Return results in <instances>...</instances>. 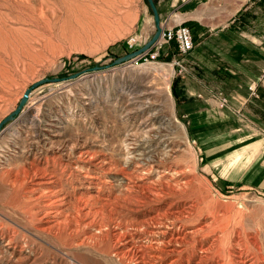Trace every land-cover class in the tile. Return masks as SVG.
I'll use <instances>...</instances> for the list:
<instances>
[{
    "label": "rangeland",
    "instance_id": "1",
    "mask_svg": "<svg viewBox=\"0 0 264 264\" xmlns=\"http://www.w3.org/2000/svg\"><path fill=\"white\" fill-rule=\"evenodd\" d=\"M244 2L187 22L179 74L174 42L113 63L154 35L148 0H0V264H224L221 243L264 264V0Z\"/></svg>",
    "mask_w": 264,
    "mask_h": 264
},
{
    "label": "crops",
    "instance_id": "2",
    "mask_svg": "<svg viewBox=\"0 0 264 264\" xmlns=\"http://www.w3.org/2000/svg\"><path fill=\"white\" fill-rule=\"evenodd\" d=\"M207 2L208 0H159V9L161 12L159 16L161 15L162 19L164 18L165 22H173L175 25L184 22H186L184 23L186 25L187 22L190 23V21L193 20L200 21L203 19V16L205 14V5L207 4ZM218 3L219 7L221 8L217 10L215 9V11L219 14H222V16L220 15L219 17H226V20H228L229 17L235 14L239 9H242V7L246 4L244 0H218ZM221 24V22L213 24L212 29H219L221 26H224ZM245 61H252V56H247ZM250 67L251 66L248 65L247 68H244L246 77H251L256 72H259L260 66L257 68Z\"/></svg>",
    "mask_w": 264,
    "mask_h": 264
},
{
    "label": "built area",
    "instance_id": "3",
    "mask_svg": "<svg viewBox=\"0 0 264 264\" xmlns=\"http://www.w3.org/2000/svg\"><path fill=\"white\" fill-rule=\"evenodd\" d=\"M171 42H174L176 44L178 50L179 57H177L178 59L174 61L179 66L178 73L183 74V72L186 71V67L183 64L182 57L188 55L194 47L192 34L189 28L183 23H179L175 26H168L166 22L162 24L160 38L153 44V46L148 51L144 52L139 57L149 54V57L151 59H155L159 55V51L162 46L165 44H170ZM263 78L264 69L261 71L257 79L258 81H260ZM258 81H252L251 83H249L248 90L250 91V93H255ZM214 97L217 98L220 107L226 105L227 99L223 97L220 93L215 94Z\"/></svg>",
    "mask_w": 264,
    "mask_h": 264
},
{
    "label": "bare ground",
    "instance_id": "4",
    "mask_svg": "<svg viewBox=\"0 0 264 264\" xmlns=\"http://www.w3.org/2000/svg\"><path fill=\"white\" fill-rule=\"evenodd\" d=\"M156 7V6H155ZM156 11H157V8H156ZM157 14H158V11H157ZM158 18H159V16H158ZM159 26H160V19H159ZM161 28V27H160ZM161 33V32H160ZM159 36H161V34H159ZM158 36V37H159ZM158 37H157V39H158ZM156 39V40H157ZM155 40V41H156ZM151 47V46H150ZM148 50V49H147ZM146 50V51H147ZM193 50V49H192ZM145 51V52H146ZM132 58H134V57H132ZM215 100H216V102H217V104H218V106H219V103H218V100H217V98L215 97ZM226 106V105H225ZM225 106H223V107H225ZM158 134V133H157ZM145 138H147L146 136H145ZM151 142V141H150ZM146 145V144H145ZM144 148V147H143ZM150 153V151H147V152H145V151H143V154H142V158H139V161H141V162H145L146 160L145 159H143L144 158V156H146V154H149ZM138 167H140V165H138ZM137 168V167H136ZM43 177H44V175H43ZM40 178H42V177H40ZM45 179V178H44ZM46 181V180H45ZM38 183V182H37ZM39 185H43V186H47V187H45V191H44V193L43 194H55V193H57L58 191H51V190H49L50 189V187H48L51 183L50 182H40V183H38ZM53 186V185H52ZM42 188V187H41ZM4 227V226H3ZM175 227V226H174ZM2 228V227H1ZM173 228V227H172ZM2 231V230H1ZM1 233H4V232H0V234ZM165 234V233H164ZM5 234H2L1 236H4ZM172 235V234H171ZM229 235V234H228ZM3 238V237H2ZM223 238V237H222ZM224 239V238H223ZM226 239V238H225ZM220 241V240H219ZM223 241V240H222ZM14 242V241H13ZM12 239H7V241H6V244H5V248H6V250H8V249H10V248H12L11 247V245H12ZM220 243V242H219ZM225 243H221V246H220V248L218 249V255H223V257H224V264H233V261H232V259H233V257L232 256H230V255H228V254H226L225 253V251H224V248H223V245H224ZM233 247H235L237 250H238V252H237V256L235 257V258H237L238 260H237V263H243L241 260H242V257L246 254V253H248L250 250H253V248H251V247H248L247 245H245V244H239V243H235L234 245H233ZM230 248V247H229ZM221 252H223V253H221ZM184 253V252H183ZM161 254H167V253H161ZM254 254H256V252L254 253ZM188 255H189V253H188ZM182 256V255H181ZM189 259V258H188ZM253 259H254V262L252 263V264H254L255 262H258L259 260H261V258L258 256V255H256L255 257H253ZM164 260V259H163ZM251 260V259H250ZM181 261V260H180ZM212 261V260H211ZM140 263V262H139ZM176 264V263H175ZM258 264V263H257Z\"/></svg>",
    "mask_w": 264,
    "mask_h": 264
},
{
    "label": "water",
    "instance_id": "5",
    "mask_svg": "<svg viewBox=\"0 0 264 264\" xmlns=\"http://www.w3.org/2000/svg\"><path fill=\"white\" fill-rule=\"evenodd\" d=\"M148 1H149L150 5L152 6L153 11H154V23H155V26H156V31H155L154 35L141 48L136 49V50H134V51H132L130 53H127V55H125L124 57H121V58H118V59L114 60L113 63H119V62L124 61V60H129L132 57L139 56V55L143 54L147 49L150 48V46L155 42V40L159 36V34L161 32V28L159 26L158 14H157V11L154 9L153 1L152 0H148Z\"/></svg>",
    "mask_w": 264,
    "mask_h": 264
}]
</instances>
